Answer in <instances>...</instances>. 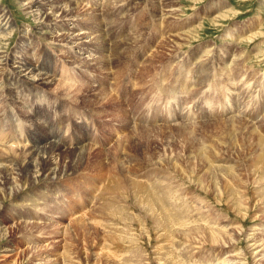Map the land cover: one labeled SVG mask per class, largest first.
Listing matches in <instances>:
<instances>
[{
    "label": "rangeland",
    "instance_id": "374dc122",
    "mask_svg": "<svg viewBox=\"0 0 264 264\" xmlns=\"http://www.w3.org/2000/svg\"><path fill=\"white\" fill-rule=\"evenodd\" d=\"M20 1L0 0V14L14 21L0 50L52 77L33 89L0 73V167L21 163L44 136L58 135L70 152L88 150L72 172V157L56 160L67 168L57 187L13 174L7 181L0 170V264H14L17 249L16 264H37V247L47 243L54 264H116L122 256L172 264L173 253L178 264H264V0H55L75 21L48 25ZM64 34L78 36V46L69 49ZM98 178L109 188L91 205L87 188L79 191ZM135 182L160 195L169 218L147 214ZM59 195L86 204L98 226L75 227L60 242L56 225L75 209L61 210ZM34 200H45L44 209ZM25 201L37 218L20 213ZM171 217L191 233L175 234L170 246ZM116 223L132 240L112 239L120 237Z\"/></svg>",
    "mask_w": 264,
    "mask_h": 264
},
{
    "label": "bare ground",
    "instance_id": "6f19581e",
    "mask_svg": "<svg viewBox=\"0 0 264 264\" xmlns=\"http://www.w3.org/2000/svg\"><path fill=\"white\" fill-rule=\"evenodd\" d=\"M22 1H28V4H26L25 6L27 7V9L30 10V12H28L27 14H31L32 16H34L35 21H37V23H39L41 25H48L49 23H61L62 21H75L73 18H69L68 17L69 14L71 13L68 10V9H70V7L68 5L65 6V7L64 6H58V5L55 4V0H21L20 2H22ZM223 15L224 14L219 15L216 18L217 19H221L222 17H224ZM45 21H46V23H44ZM13 30H14V21H13V19H11L7 15L6 12L1 13L0 14V36L3 37V38H1L0 40L1 41L5 40V41L8 42L10 40V38H11ZM58 37H66V38H64V42H66L65 44L68 46L69 49L73 48V44H76L75 46H78V42L75 41V38H77L78 36H73V35H70V34H64V35H59ZM24 38L28 39L26 37V35H24ZM56 38H57V36H56ZM97 42L99 44H103L105 41L100 38V39L97 40ZM105 52H109V49L105 50ZM9 65L11 67L10 70L7 69L9 67ZM5 70L8 72V80H11V79L13 80L14 79V80H16L17 84H19V83H20V85L24 84L23 86H28V87H31L33 89H40V88H42L43 85L46 86V85H49L51 83V77L52 76L50 74L46 73V72H43L44 70L42 68H40L39 65H33L31 63H27L25 60H23L21 58L13 59V58H11L9 56V54L7 52L0 50V73L3 74L5 72ZM241 96H247V95H246L245 92H243V94L241 93ZM56 137H57V139H54L53 137L46 138L45 136H44V139H42V138L36 139L35 143L38 146L36 147L35 150L27 151V154H25V158H24V160H21V163H17V164L14 165V167H9V169H8L7 166H1L0 170L3 171V172L1 171V173L2 174L6 173L5 174V178L7 179V181L11 180L10 175L13 174L14 175V180H18V179L19 180H23V179L24 180L25 179L28 180L29 177H32L33 183H36L37 181L43 179V181H47V182L51 181V182H53V184H51V185L54 186V187L59 186L60 183H58V184L56 183L60 179L58 176L59 175H63L65 173L66 166L63 169L64 170L63 172H61L62 169L59 171V167H58L59 165H57L56 160L59 159L60 156H63V154L66 155L67 157H72L71 158V160H72L71 163L72 164L71 165L68 164L69 167H68V169L66 168L68 171L71 170V172H72V170H74V168L77 167V164L79 165V163H81L84 160L85 153L87 152L88 149L85 148L84 145H81L79 147H76L73 151L70 152V151L67 150V148H66V146H64V144H60L59 142H57L58 138H60V137L58 135H56ZM36 152H38V153H36ZM258 159L261 160L260 157ZM263 163H264V160H263V162L261 164V167L263 166ZM44 164H45V166H44ZM60 167H61V165H60ZM66 173H68V172H66ZM39 182H41V181H39ZM131 182H134V181H131ZM44 183H46V182H44ZM44 183H43V185H44ZM106 185L107 184L104 183L103 179H101V178L94 179V181L92 183V186H91V184L86 183V185H84L83 190H80L79 193H81V197H83L84 195H86L85 190L87 188V191L89 192L88 195L92 199V201H91V205H92L96 200L97 201L99 199L103 200L102 199L103 198L102 195L105 192V189L109 188ZM96 186H98V189H96ZM132 187L137 193H140V195L143 194V192H144V196H143V198H144L143 200L145 201L144 210L147 212V214L154 216V212H153L154 209H156L157 211L159 209L160 213H161V211L163 209H165V208H162V205L160 203L161 202L160 201L161 200L160 195H158V194L154 195L155 190H154V192H151V193L149 192L150 190L145 191V188H143V184L142 183H136V182H135V185H132ZM46 188H48V187H46ZM152 188H154V187H152ZM56 190L60 191L59 189H56ZM152 190L153 189H151V191ZM50 193H51V190H50ZM134 195H136V194H134ZM50 196H51V198H56V197L52 196L51 194H50ZM151 197H152V201H151ZM58 198L60 200L57 202V204L60 205L59 208L61 210H66L67 208L75 209L74 210L75 214L72 215L71 220L69 219L67 221L60 222L59 224L56 225V227L58 229L57 233L62 235L60 237V238H62L60 240V242H64L65 239L67 238V235H70L69 233L73 232V231L72 232H70V231L72 229H74L75 227H80L79 229L83 230V226H86L87 223L88 224H92L94 226H96V225L98 226V223L94 220V216H93L95 213L93 214L92 213L93 211L91 209H88L86 204H85V206L80 205V208H77V207L72 206V204H67V203H69L68 200H64L65 202L62 201V198H64V196L62 197V196L59 195ZM33 202H34L35 209H38V210H43L44 209V207H40L39 205H41L42 203H45V200H42L41 201L42 203H39L37 200H34ZM28 203H29V201H25V203L23 205H21L18 210L20 211V213H22L23 217H28L30 219H31V217H34L33 219L37 218L35 215L27 214V212H25V211H28L27 210V208H29L28 205H27ZM98 209L99 208L96 209L97 212H99ZM161 214L163 215L164 213H161ZM165 214H167V213L165 212ZM165 214H164V216H166ZM168 215L166 217L169 218ZM121 216H122V219L120 218V220L122 221L124 217H123V215H121ZM130 219L131 218H129L127 220H130ZM173 219H175V218L171 217L169 220L171 221ZM162 220L164 221V218ZM170 221H169V223H170ZM169 223H165L164 224V226L166 227V231L169 233V239L167 240L168 241V245L171 246L172 238H174L175 234H180L181 235V233H184L183 236L185 238H188V236L191 233V231H184L183 230V228H187L188 227V223L185 220H183V219L173 220V221H171L170 224ZM26 224L29 225L30 222L29 223L27 222ZM117 225L118 224L116 223V224H114L113 227H115L116 231L119 232L121 238L119 236H117V235H116V237L112 238L111 235H114V234H111L110 237L112 239H114V240L121 239V241L122 240H132V238L129 237V235L127 233H125V231L127 229L124 227L126 229L125 231L124 230H120V229L117 228ZM158 226H159V222H158ZM235 227H238V226H234L233 227L234 231L236 233L237 232H241L240 228H236L235 229ZM102 228H104V230H107L108 226L103 224ZM90 229L88 228V229H85V230L88 231ZM181 230H183L184 232H181ZM210 230H211V228H210ZM92 231H95V230H92ZM96 231H97V229H96ZM221 232H223V231L222 230H218V231L213 232V233L209 232V233H211V236H210L211 239H214L212 234H216L217 233L218 234L217 237H219V234ZM95 233H97V232H95ZM231 237H233V236H231ZM223 238L224 237H222V238H220L218 240H215L214 243L215 244L218 243V242L219 243H224L223 242ZM206 239H207V237H206ZM224 239L228 240V239H226V237ZM49 244L50 243H47L44 246L37 247V249L43 250V252H44V255H39V259H38V263L37 264H52V263L54 264L55 260H47V257L45 256L46 249L49 246ZM35 250H36V248H35ZM14 252L16 253L15 254V259H14V264H16L17 259L23 254V251H18V249H17ZM63 254L65 255L66 252L63 253ZM68 255H69V253H68ZM123 257L124 256H122L119 259H115V261L117 262L116 264H141L142 263V262L141 263L140 262L136 263V262H134L131 259L130 260L127 259V257L125 256L126 259L129 262V263H127V262L123 261L124 260ZM168 257H169L170 261L172 262V264L182 263L180 260H176L175 262H173L171 260L172 257H176L174 253L172 255L168 256ZM95 258H97V257L95 256ZM263 260H264V258H263ZM261 261H262V259H261ZM261 261H257V263L261 262ZM223 262H225V260H223ZM223 262H221V263H223ZM217 264H218V262H217ZM251 264H252V262H251Z\"/></svg>",
    "mask_w": 264,
    "mask_h": 264
}]
</instances>
